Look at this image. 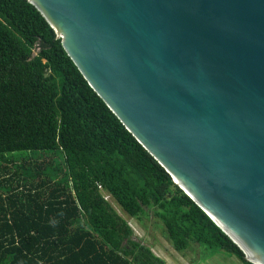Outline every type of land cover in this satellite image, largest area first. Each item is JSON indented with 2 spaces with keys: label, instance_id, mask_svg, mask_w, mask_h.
Wrapping results in <instances>:
<instances>
[{
  "label": "water",
  "instance_id": "95a60500",
  "mask_svg": "<svg viewBox=\"0 0 264 264\" xmlns=\"http://www.w3.org/2000/svg\"><path fill=\"white\" fill-rule=\"evenodd\" d=\"M90 88L264 264V0H26Z\"/></svg>",
  "mask_w": 264,
  "mask_h": 264
},
{
  "label": "trees",
  "instance_id": "16d2710c",
  "mask_svg": "<svg viewBox=\"0 0 264 264\" xmlns=\"http://www.w3.org/2000/svg\"><path fill=\"white\" fill-rule=\"evenodd\" d=\"M15 152L32 154L7 156ZM0 162V264H165L104 193L132 218L154 209L178 252L194 242L252 264L90 88L26 0H0ZM10 166L19 170L6 179Z\"/></svg>",
  "mask_w": 264,
  "mask_h": 264
},
{
  "label": "rangeland",
  "instance_id": "374dc122",
  "mask_svg": "<svg viewBox=\"0 0 264 264\" xmlns=\"http://www.w3.org/2000/svg\"><path fill=\"white\" fill-rule=\"evenodd\" d=\"M39 155L51 154L52 152L40 151ZM31 152H15L7 154L11 158H26L31 155ZM51 157L40 158L38 163L44 160V163L50 161ZM18 160V159H17ZM23 164V160H18L17 165ZM2 163L0 162V167ZM11 173H8L6 179L11 178L12 173L18 172V166H10ZM17 180V178H15ZM3 178H0V183ZM2 194V192H0ZM108 201L115 208L117 213L121 215L134 230V238L140 241L144 246L151 249L152 253L162 259L165 264H244L235 256L223 251H214L213 249L198 244L192 243L189 250L184 252L176 251L169 240L167 239L165 230L161 221L155 217L154 209H147L140 218H132L127 215L122 208L107 195Z\"/></svg>",
  "mask_w": 264,
  "mask_h": 264
},
{
  "label": "built area",
  "instance_id": "2783aa9c",
  "mask_svg": "<svg viewBox=\"0 0 264 264\" xmlns=\"http://www.w3.org/2000/svg\"><path fill=\"white\" fill-rule=\"evenodd\" d=\"M100 188H101V186H100ZM104 194H105V199L108 200V199H107V195H108V194H107V193H104ZM108 196H109V195H108Z\"/></svg>",
  "mask_w": 264,
  "mask_h": 264
}]
</instances>
